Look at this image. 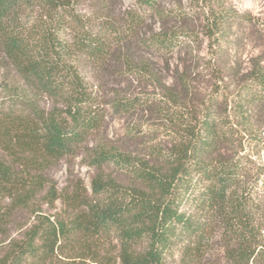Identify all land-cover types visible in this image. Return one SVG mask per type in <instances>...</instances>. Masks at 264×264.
<instances>
[{
  "label": "trees",
  "instance_id": "obj_1",
  "mask_svg": "<svg viewBox=\"0 0 264 264\" xmlns=\"http://www.w3.org/2000/svg\"><path fill=\"white\" fill-rule=\"evenodd\" d=\"M111 1L0 0V63L53 102L42 124L0 115V264H264V137L252 126L264 109V62L251 60L229 83L230 110L221 103L236 72L219 59L242 15L225 0H135L120 14ZM203 41L213 86L194 108L136 59L181 56ZM89 70L147 77L164 97L106 96ZM107 106L159 113L172 131L167 146L139 154L96 144L90 190L58 189L47 170L101 129ZM18 212L29 215L25 228L14 225Z\"/></svg>",
  "mask_w": 264,
  "mask_h": 264
},
{
  "label": "rangeland",
  "instance_id": "obj_2",
  "mask_svg": "<svg viewBox=\"0 0 264 264\" xmlns=\"http://www.w3.org/2000/svg\"><path fill=\"white\" fill-rule=\"evenodd\" d=\"M176 2L177 0H170ZM184 7H189L190 0H182ZM227 6H232L242 15V22L238 23L229 36L230 44L226 45L219 59L227 70H231L235 76L227 79L231 85L229 89L223 86L221 103H226L224 93L233 91L234 85L229 84L241 78V74L247 69L251 60L264 62V0H225ZM91 2L84 1L80 4L83 12L91 10ZM135 4V0H112L110 10L114 14H120L126 8ZM251 5V6H246ZM157 24L152 23L148 29H157ZM207 42L194 44L192 50L185 51L181 56L177 54L161 55L160 53H136L139 62L146 61L152 66L153 72L166 85H173L177 95L182 99H190V107L194 108L210 93L213 83L205 62L209 57ZM187 69V71H186ZM89 70L87 77L94 89H99L106 96L112 92L120 91L126 95H146L151 98L164 97V92L159 83L144 77L136 79L122 72L95 73ZM95 73V74H94ZM181 80L189 83L187 92L183 90ZM101 87V88H100ZM230 100V99H229ZM229 110L231 105H228ZM159 105V104H157ZM53 102L32 83V80L21 70L8 62L0 63V115L31 116L41 124L43 118L52 109ZM161 106V105H160ZM187 112V111H185ZM189 115V114H188ZM254 118L252 126L264 137V109L259 111ZM171 127L165 118L159 113L145 110L125 111L106 107L105 120L101 129L90 136L86 141L73 145L70 151L59 161L54 163L48 170L47 175L53 180L58 189L72 190L76 183L90 190L91 181L96 173V168L91 164L90 155L96 144L113 146L129 153L144 154L147 146H167V139L171 135ZM3 152L0 151V154ZM264 156V155H263ZM107 172H113L119 180L128 181L126 176L115 166H105ZM47 208V206H45ZM61 204L47 208V212L60 210ZM16 228L27 226L29 215L27 212H18L14 216ZM13 224L8 227L10 232H17ZM11 228V229H10ZM4 237H0V253L3 250Z\"/></svg>",
  "mask_w": 264,
  "mask_h": 264
},
{
  "label": "clouds",
  "instance_id": "obj_3",
  "mask_svg": "<svg viewBox=\"0 0 264 264\" xmlns=\"http://www.w3.org/2000/svg\"><path fill=\"white\" fill-rule=\"evenodd\" d=\"M246 6H251V5H246Z\"/></svg>",
  "mask_w": 264,
  "mask_h": 264
}]
</instances>
